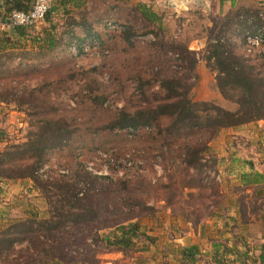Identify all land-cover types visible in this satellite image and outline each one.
<instances>
[{"label": "rangeland", "instance_id": "1", "mask_svg": "<svg viewBox=\"0 0 264 264\" xmlns=\"http://www.w3.org/2000/svg\"><path fill=\"white\" fill-rule=\"evenodd\" d=\"M134 6L127 0H87L86 4L72 14L75 18L94 16L97 19L92 28L100 40L101 51L95 56L82 55L74 58L56 47L37 48L35 34L41 31L42 27H48V24L42 21L29 25L28 34L21 41L22 44H15L16 55H19L21 63L14 61L15 52H11L9 48L11 44L7 41L0 42V60L4 63V68L0 69V98L12 99L8 89L14 84V78L18 81L16 89L21 90L19 95L21 94L22 99L28 90H34V98L28 103H21L19 107L16 106L17 99L16 104L11 100L0 104V150L6 145L24 141L32 127L31 124L37 119L65 117L74 129L69 144L49 153L45 166L38 172L42 173L44 178H51L58 172H72L73 169L84 167L93 175H105L111 180L108 181L111 183L100 180L99 183H103L104 187L92 194V199L100 211L106 208L108 212L86 223L68 227L59 234L64 246L63 253H66L63 256L65 261H79L81 264H125L128 258H135L141 253L148 256L150 253L162 252H168L172 257L179 251L173 239L180 233L187 234L189 230L186 222L190 224L197 214L194 208H197L202 216L207 215L206 209L202 211L200 208L206 202V193L211 187L217 191L222 184L221 180H214L215 183L209 185L204 184L203 180L198 181L195 178L193 169L185 171L179 164L182 147L190 141L194 146L202 148L197 156L199 163L203 164L201 170H215L218 173L214 161L217 159L216 147L211 141H221L219 132L210 140L195 142V130L165 132L163 129L170 121L168 117L160 118L156 126L138 128L135 131L102 128L119 108L131 111L138 105L154 104L156 100L151 98L163 95L155 75L157 70L165 74L177 72L186 76L185 83L192 84L187 92L192 100L213 101L226 109L234 108L232 101L222 98L218 92H213L216 91L214 71L202 61L205 46L200 50H193L196 51L198 60L203 62L199 63L197 60L193 71L179 69L174 51L168 47V43H176L191 50L188 48L189 41L208 32V21L205 17L199 12L182 16L183 19L188 18L182 26L177 20L180 17L160 10L153 2L150 8L159 16L158 22L145 18ZM67 17L60 14H53L51 17V24L54 23L52 32L56 36L62 34L65 29ZM111 20L125 25L131 20L134 25L132 34L126 38L122 30L106 31L103 24ZM178 28L181 31H178ZM6 33V28H0V40L6 39ZM80 33V28L76 29L75 34ZM146 33H151L152 39L140 41L135 37ZM1 43H4L3 46ZM240 52L243 53L242 48ZM244 56L255 57L252 62L258 60L257 56ZM197 64H202L203 68L197 67ZM227 92L231 99H234L236 92ZM245 130L252 133L249 136L253 140L260 139L259 133L264 128L250 126ZM262 134L264 136V133ZM226 137L232 140L230 146L236 150L230 155L236 159L233 164L237 165L238 161H251L253 165L254 162H263L264 144H259L262 152L256 154L254 144L247 146L243 134L227 133L222 138ZM248 140L249 138L247 142ZM216 153L219 154L217 150ZM226 157L228 158L229 154H226ZM219 172L223 178V173ZM120 179H129L126 183L128 190L139 181L138 179H143L148 185L142 183V187L137 186L139 189L147 186L141 201L152 205L156 212L143 215L138 212L137 207L122 205L120 197L125 192L115 184L116 180ZM169 184L170 191L173 192L168 201L175 211L177 205L181 207L174 213L169 209L165 212L164 207H161L163 202H160V198L169 195ZM185 198H188L186 202ZM191 202L194 207L189 209ZM46 214V200L30 179H0V229L16 220L29 216L43 217ZM172 216L178 220L176 227L173 225ZM129 220L137 223V235L133 238L132 247L124 255L119 252L121 257L114 260L115 251L104 250L100 237L109 234L116 225L126 224ZM179 222L185 226L181 228ZM24 246V243L15 245V252L1 258L0 264H20L16 263L15 259L24 254ZM120 259L124 261L121 262Z\"/></svg>", "mask_w": 264, "mask_h": 264}, {"label": "trees", "instance_id": "2", "mask_svg": "<svg viewBox=\"0 0 264 264\" xmlns=\"http://www.w3.org/2000/svg\"><path fill=\"white\" fill-rule=\"evenodd\" d=\"M31 2L32 0H15L7 4V9L0 18V22L6 23L5 19L10 10H26ZM68 2L69 7L64 8L63 13H61L68 16L64 25L65 29L62 34L56 36L52 32L54 23L51 24V17L53 14L55 15L58 6ZM86 2L87 0H55L56 4L54 3V6L49 3V8L41 19L42 22L48 24V27H42L41 31L35 34L34 37L35 43L38 45L37 48L52 49L56 47L66 54L65 49L70 42H76L83 36L97 35L92 28L93 22L97 20L94 16L75 18L72 15ZM134 8L138 9L145 18L158 22L159 16L144 3H137ZM259 13L264 15V7L244 11L236 10L226 15L220 21L218 27L213 26L206 33L205 47H203L205 53L202 61L214 71L216 91L222 98L232 101L234 108L226 109L213 101L192 100L187 93L192 84L185 83L186 76L177 72L165 74L161 70H157L155 75L158 86L163 90V95L160 97L153 96L151 99L156 100L154 104L138 105L131 111L119 108L114 117L102 125V128L135 131L138 128L156 126L160 118L168 117L170 121L163 129L165 132L177 133L183 130H195L197 132L195 142H197V140H210L222 128L247 122L261 121L264 126V57L256 54L252 55L258 57L257 62H252L255 57H245L240 52L242 48L241 37L244 32H264V18L259 17ZM127 22L126 25L120 22L123 28H121L123 36L126 38L132 34V29H134L133 22L131 20ZM157 25L160 24L157 23ZM27 28L28 26H8V35L5 34L6 39L0 40V42L7 41L11 44L10 50L16 49L15 44L21 45V41L28 34ZM78 28H80L81 33L76 35L75 31ZM168 47L169 50L174 51L176 65L179 69L194 70L198 60L195 56L196 51L188 50L185 46L176 43H168ZM6 55L8 56L9 53H6ZM183 61H185L184 64ZM3 64L0 60V69L1 67L4 68ZM12 83L14 84L11 89H8V92L12 94L11 102L13 101L16 104L18 100L16 106L19 107L21 103H28L31 98H34V90H28L25 98L22 99L21 94L19 95L21 90L16 89L18 83L16 78L12 80ZM229 90L236 92L234 99H231L228 94L227 91ZM10 100L0 98V102L7 103ZM31 126L24 141L6 145L0 150V179H30L46 200L47 214L43 217L29 216L16 220L0 229V259L15 252V245L24 243L25 246L22 249L24 254H20L15 259L16 263L81 264L79 261L64 260L63 256L66 253H63L64 246L59 234L68 227L86 223L99 217L102 213L108 212L106 208L100 211L97 203L92 199V194L104 187L103 183H99L100 180H105L106 183H111L108 182L111 180H108L105 175H93L84 167L73 169L72 172L65 170V172H58L51 178H44L45 176L43 177L42 173L38 171L45 166L47 155L69 144L74 129L70 126L68 120L61 116L42 117L37 119ZM182 149L179 154V164L182 169L185 171L189 168L193 169L196 173L195 178L198 181L203 180L204 184L215 183L213 177L207 176L206 171L208 169L201 170L203 164L199 163L197 156L202 148L194 146L192 142L188 141ZM213 171L215 172V170ZM138 180L129 190L126 186L129 179L116 180L115 184L120 187L121 191L125 192L120 197L121 204L130 208L137 207L140 214L152 215L156 212V209L152 205L141 201L142 194L145 193L147 186L144 189H139L137 186L142 187L144 180ZM170 185L167 186L169 191ZM172 192L170 191L169 195L160 198V202H163L161 207L174 213L180 210L181 207L177 205L175 211L174 206L168 201V197ZM214 194H217V191L214 187H211L206 193V202L200 207L202 211L206 209L209 203L216 202L213 199ZM196 196L194 195V197ZM186 199L188 198L184 199L185 202ZM193 207L194 204L191 202L188 208ZM194 209L197 214L191 220L193 224L202 218L198 209ZM191 211L194 212V210ZM136 235L137 223L129 220L126 224L116 225L113 231L100 238L104 250H113L124 255L132 247L133 238ZM93 241H96V239H93ZM195 252V246L180 249V254L186 259V262Z\"/></svg>", "mask_w": 264, "mask_h": 264}, {"label": "crops", "instance_id": "3", "mask_svg": "<svg viewBox=\"0 0 264 264\" xmlns=\"http://www.w3.org/2000/svg\"><path fill=\"white\" fill-rule=\"evenodd\" d=\"M15 0H0V18L7 9V4ZM129 4L144 3L150 6L153 2L160 10L171 13L183 26L193 12H199L208 21V29L220 23L228 14L236 10H248L264 7V0H127ZM51 6H54L55 0H49ZM55 3V4H54ZM49 4V5H50ZM69 2L58 6L56 15H62L63 9L69 7ZM151 9V8H150ZM191 19V18H190ZM6 28L8 35V26L0 22V28ZM178 31H181L178 28ZM206 42V35L202 34L189 41L188 48L191 50H200ZM17 49L10 50L16 53ZM14 53V61L21 62L18 55ZM199 61V60H198ZM199 63H203L201 60ZM202 66V64H197ZM218 94L217 91H213ZM0 104H3L0 102ZM262 125L261 121L248 122L236 126L222 128L219 131L221 141L213 139L216 158L215 166L218 173L221 171L224 175L221 178L217 194L207 205V215L202 216L196 223L188 225L187 234H178L173 239L178 246L177 251L172 257L168 252L154 253L150 255H137L130 257L125 264H264V157L263 162L238 161L230 157L231 153L236 151L230 145L232 140L226 137L227 133L243 134L246 139L245 144L249 146L254 144V152H262L259 144H264V130L259 133V138L251 140L252 133L245 128H253ZM258 130V129H257ZM249 136V137H248ZM241 137V136H240ZM247 138H249L247 142ZM263 139V140H262ZM218 144V145H217ZM213 146V145H212ZM213 148V147H212ZM263 148V147H262ZM216 150L219 154L216 153ZM264 150V148H263ZM229 154V157H226ZM234 154V153H233ZM232 156V155H231ZM249 160V159H248ZM262 167L259 168V164ZM218 167V168H217ZM221 169V170H219ZM224 180V182H223ZM229 180V181H228ZM165 212L167 211V208ZM168 216V215H167ZM206 218V219H205ZM173 219V216H172ZM204 219V220H203ZM177 219H173V225L176 227ZM178 221V220H177ZM176 222V223H175ZM183 224V223H182ZM179 222V226L182 225ZM166 228V227H165ZM189 235V237H186ZM195 246L196 252L186 262V259L180 254L182 247ZM139 256V257H138ZM121 257L119 252H115L114 260ZM137 258V259H136ZM122 260V261H121ZM123 262V259H120ZM116 264V263H113Z\"/></svg>", "mask_w": 264, "mask_h": 264}, {"label": "built area", "instance_id": "4", "mask_svg": "<svg viewBox=\"0 0 264 264\" xmlns=\"http://www.w3.org/2000/svg\"><path fill=\"white\" fill-rule=\"evenodd\" d=\"M38 6H43L46 10L43 12V15L49 8V0H32L30 6L26 10H10L7 14L5 19L7 26H29L34 23L41 21L43 15L41 16L39 13L36 12ZM23 12L28 17V22L24 24H17L13 12ZM33 13H36L35 17H33ZM259 17L264 18V15L258 14ZM104 29L106 31H120L121 24L116 21H105ZM138 40L143 41L147 39H152L151 33H146L143 35H136L135 36ZM242 42V51L243 54L246 56L249 55H259L264 57V32L258 31L257 33H250L244 32L241 37ZM100 40L97 38L96 35H88L83 36L76 42H70L66 46V53L71 57H80L82 55H91L95 56L98 55L101 51L100 49ZM215 181H220L221 177L218 173L209 170L206 171Z\"/></svg>", "mask_w": 264, "mask_h": 264}, {"label": "clouds", "instance_id": "5", "mask_svg": "<svg viewBox=\"0 0 264 264\" xmlns=\"http://www.w3.org/2000/svg\"><path fill=\"white\" fill-rule=\"evenodd\" d=\"M173 2H175V0H173ZM45 10H46L45 7L38 6L36 12L42 16ZM35 15L36 13H33V17H35ZM13 16L17 24H24L28 22V17L23 12L14 11Z\"/></svg>", "mask_w": 264, "mask_h": 264}]
</instances>
